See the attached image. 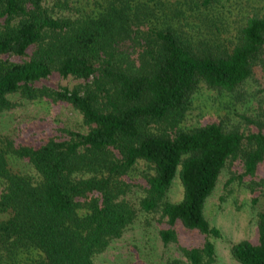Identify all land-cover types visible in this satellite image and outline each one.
Wrapping results in <instances>:
<instances>
[{
	"label": "trees",
	"instance_id": "trees-1",
	"mask_svg": "<svg viewBox=\"0 0 264 264\" xmlns=\"http://www.w3.org/2000/svg\"><path fill=\"white\" fill-rule=\"evenodd\" d=\"M216 1L195 0L204 8ZM52 4L72 10H53L45 0H0V112L13 103L8 94L44 97L77 109L85 129L61 127L63 134L35 144L0 140V264H94L138 211H159L163 243L176 239V223L218 236L203 202L227 161L241 166L227 181L257 186L264 117L249 119L256 129L246 133L220 121L189 128L179 122L199 82L230 91L255 67L264 73V9L245 18L229 46L211 47L180 25L175 0ZM153 10L162 12L159 19ZM52 71L83 81L34 84ZM13 155L34 172L12 170ZM138 160L151 171L131 182ZM175 174L181 196L171 201L165 193ZM132 186L139 188L136 201L126 197ZM180 251L186 264L214 257L207 239ZM230 254L240 264H264V204L256 240L233 242Z\"/></svg>",
	"mask_w": 264,
	"mask_h": 264
},
{
	"label": "rangeland",
	"instance_id": "rangeland-1",
	"mask_svg": "<svg viewBox=\"0 0 264 264\" xmlns=\"http://www.w3.org/2000/svg\"><path fill=\"white\" fill-rule=\"evenodd\" d=\"M182 9L176 18L183 28L196 34L201 43L209 46H229L245 18L264 9V0H217L207 8L195 0H175ZM53 10L69 12L67 8L54 6L53 0H45ZM159 19L160 10H153ZM162 19V18H161ZM161 21V20H160ZM174 22V21H173ZM83 80L71 75L61 76L52 71L34 82L37 86L58 88L72 87ZM264 73L255 67L252 74L233 90L207 87L199 82L191 94L189 106L179 126L193 127L208 121H220L224 129H237L243 133L256 129L249 119L264 117ZM11 107L0 112V140L5 137L14 142L38 143L48 135H61V127L83 131L85 124L77 109L64 101H52L44 97L27 99L17 92L7 95ZM8 166L12 170L33 173L31 165L23 158L10 156ZM241 170L238 160L227 161L220 169L214 187L203 202V214L210 225L217 227L218 236L203 234L197 230L175 224L176 239L163 243L158 228L164 224L158 210L138 211L134 220L112 239L104 250L94 256V264H163L175 259L174 264H186L180 246L199 245L204 240L213 244V260L209 264H240L230 254V245L240 239L254 242L257 236V213L264 204V161L256 168L258 184L251 191L246 178L238 181L230 176ZM143 160H138L128 172V180L138 182L150 172ZM261 181V182H260ZM139 188L132 186L126 197L136 201ZM181 196V185L175 174L165 198L171 201ZM255 197V201H252Z\"/></svg>",
	"mask_w": 264,
	"mask_h": 264
}]
</instances>
